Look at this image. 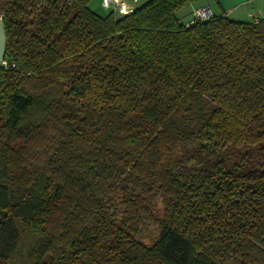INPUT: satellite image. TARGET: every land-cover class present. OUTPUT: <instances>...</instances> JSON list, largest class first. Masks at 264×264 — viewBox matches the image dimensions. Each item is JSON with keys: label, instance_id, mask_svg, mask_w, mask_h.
<instances>
[{"label": "trees", "instance_id": "trees-1", "mask_svg": "<svg viewBox=\"0 0 264 264\" xmlns=\"http://www.w3.org/2000/svg\"><path fill=\"white\" fill-rule=\"evenodd\" d=\"M91 1L0 0V264H264V17Z\"/></svg>", "mask_w": 264, "mask_h": 264}, {"label": "crops", "instance_id": "crops-1", "mask_svg": "<svg viewBox=\"0 0 264 264\" xmlns=\"http://www.w3.org/2000/svg\"><path fill=\"white\" fill-rule=\"evenodd\" d=\"M139 2L142 0H132ZM100 4V0H98ZM130 0H125L123 8L125 11L130 10ZM209 6L213 15L224 14L228 18L236 20H252L264 17V0H195L188 6L179 11L180 15H184V20H188L191 11L200 6ZM105 13V9L100 6Z\"/></svg>", "mask_w": 264, "mask_h": 264}, {"label": "rangeland", "instance_id": "rangeland-1", "mask_svg": "<svg viewBox=\"0 0 264 264\" xmlns=\"http://www.w3.org/2000/svg\"><path fill=\"white\" fill-rule=\"evenodd\" d=\"M142 1L139 2H133L132 0H130L129 5H130V9H134L136 6H138ZM99 2L98 0H92L90 2V8L95 11L98 12L100 14H103V10L101 9V5H98ZM255 20V19H253ZM152 215L154 217V219L156 218H160L162 215V211H163V205L161 202L160 198H155L153 205H152ZM159 227L156 223V221L154 220H147L141 227H140V238L145 242V243H152L154 241V239L157 238L158 234H159Z\"/></svg>", "mask_w": 264, "mask_h": 264}, {"label": "built area", "instance_id": "built-area-1", "mask_svg": "<svg viewBox=\"0 0 264 264\" xmlns=\"http://www.w3.org/2000/svg\"><path fill=\"white\" fill-rule=\"evenodd\" d=\"M101 6L105 9L106 12L112 11L119 14H124L127 11L123 8L125 0H100ZM211 9L209 6H200L197 8H194L191 11L190 18L186 21V25L192 24L197 21H203L212 16ZM1 18V16H0ZM258 19H255L253 21H257ZM5 62H2V65H4Z\"/></svg>", "mask_w": 264, "mask_h": 264}, {"label": "water", "instance_id": "water-1", "mask_svg": "<svg viewBox=\"0 0 264 264\" xmlns=\"http://www.w3.org/2000/svg\"><path fill=\"white\" fill-rule=\"evenodd\" d=\"M5 44H6V38H5L4 26L2 23V19L0 18V67L2 66V62L5 56Z\"/></svg>", "mask_w": 264, "mask_h": 264}]
</instances>
